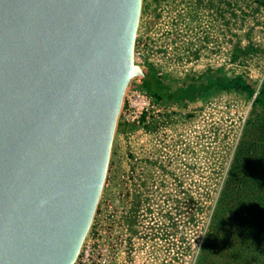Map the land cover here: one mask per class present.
Segmentation results:
<instances>
[{
    "label": "water",
    "instance_id": "obj_1",
    "mask_svg": "<svg viewBox=\"0 0 264 264\" xmlns=\"http://www.w3.org/2000/svg\"><path fill=\"white\" fill-rule=\"evenodd\" d=\"M142 0H0V264H74L124 95Z\"/></svg>",
    "mask_w": 264,
    "mask_h": 264
},
{
    "label": "rangeland",
    "instance_id": "obj_2",
    "mask_svg": "<svg viewBox=\"0 0 264 264\" xmlns=\"http://www.w3.org/2000/svg\"><path fill=\"white\" fill-rule=\"evenodd\" d=\"M134 59L172 89L235 75L258 87L264 0H142ZM141 83L131 80L129 87L141 90ZM159 102L143 129L117 120L82 244L92 243L94 256L106 249L109 264H194L237 151L244 157L264 149L257 138L264 124H253L260 114L242 92L213 89L191 101ZM74 264H81L80 252Z\"/></svg>",
    "mask_w": 264,
    "mask_h": 264
},
{
    "label": "trees",
    "instance_id": "obj_3",
    "mask_svg": "<svg viewBox=\"0 0 264 264\" xmlns=\"http://www.w3.org/2000/svg\"><path fill=\"white\" fill-rule=\"evenodd\" d=\"M141 84V90L149 93L155 102L191 101L213 89L242 92L252 99L253 112L257 110L260 114L255 115L258 118L253 124L259 120V125L264 124V77L258 87L242 75H235L172 89L163 76L145 69ZM253 112L248 122L255 117ZM254 150L243 153L244 157L237 151L234 156L215 199L194 264H264V149L257 153ZM243 163L249 168L241 170Z\"/></svg>",
    "mask_w": 264,
    "mask_h": 264
},
{
    "label": "built area",
    "instance_id": "obj_4",
    "mask_svg": "<svg viewBox=\"0 0 264 264\" xmlns=\"http://www.w3.org/2000/svg\"><path fill=\"white\" fill-rule=\"evenodd\" d=\"M160 102H155L153 97L138 88L128 87L120 110V122L126 127L134 126L143 129L145 123L159 112ZM81 264H109V254L106 249L94 256L92 243H85L80 251Z\"/></svg>",
    "mask_w": 264,
    "mask_h": 264
}]
</instances>
